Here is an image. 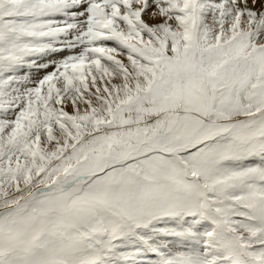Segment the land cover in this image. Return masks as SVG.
<instances>
[{
	"label": "snow or ice",
	"instance_id": "snow-or-ice-1",
	"mask_svg": "<svg viewBox=\"0 0 264 264\" xmlns=\"http://www.w3.org/2000/svg\"><path fill=\"white\" fill-rule=\"evenodd\" d=\"M0 264H264V0H0Z\"/></svg>",
	"mask_w": 264,
	"mask_h": 264
}]
</instances>
